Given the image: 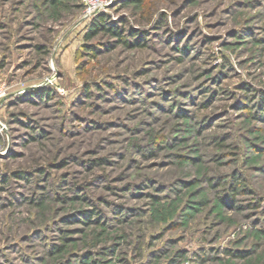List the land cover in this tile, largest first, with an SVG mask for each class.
<instances>
[{"label": "rangeland", "instance_id": "rangeland-1", "mask_svg": "<svg viewBox=\"0 0 264 264\" xmlns=\"http://www.w3.org/2000/svg\"><path fill=\"white\" fill-rule=\"evenodd\" d=\"M98 1L0 0V264H264V0Z\"/></svg>", "mask_w": 264, "mask_h": 264}, {"label": "trees", "instance_id": "trees-1", "mask_svg": "<svg viewBox=\"0 0 264 264\" xmlns=\"http://www.w3.org/2000/svg\"><path fill=\"white\" fill-rule=\"evenodd\" d=\"M51 3L56 4L59 0H50ZM122 5L123 6H128V5H142L145 0H122ZM123 29L121 25H117L116 23L109 21V17L108 15H105L103 13H98V14H94L91 17L90 20V24L88 26V30L86 31L85 35H84V39L85 41H89L91 39H93L94 37H97L99 35H107L111 38L117 39L118 42L124 44L127 47H143L145 44L142 41H136V42H129L128 39L126 38V36H124L123 34ZM134 35V33H130V36L132 37ZM92 56H94V54H90ZM101 160V159H100ZM102 163V162H101ZM99 161H95L94 164H101ZM20 177L21 174H18ZM234 181V185L236 186V188L238 187V185L236 184V182H238V178L237 177H233ZM234 192H237V189H234ZM94 213V211H92V214ZM98 213L96 212L95 215H97ZM98 219V217H97ZM229 252V251H228ZM233 255L235 256H241L243 257V254H237V253H233ZM84 264H93V263H88L87 260L84 261Z\"/></svg>", "mask_w": 264, "mask_h": 264}, {"label": "built area", "instance_id": "built-area-1", "mask_svg": "<svg viewBox=\"0 0 264 264\" xmlns=\"http://www.w3.org/2000/svg\"><path fill=\"white\" fill-rule=\"evenodd\" d=\"M91 1L87 5V13L92 14L98 8L100 2L98 0H88ZM4 95V90L0 88V98Z\"/></svg>", "mask_w": 264, "mask_h": 264}]
</instances>
